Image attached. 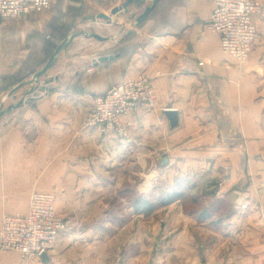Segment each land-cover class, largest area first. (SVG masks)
<instances>
[{
  "label": "crops",
  "instance_id": "obj_1",
  "mask_svg": "<svg viewBox=\"0 0 264 264\" xmlns=\"http://www.w3.org/2000/svg\"><path fill=\"white\" fill-rule=\"evenodd\" d=\"M258 1V35L245 65L221 50L209 0H160L129 34L149 1L111 24L96 16L125 0H52L46 19L0 18L4 79L20 70L51 23H89L111 38L94 44L77 37L59 55L50 90L27 96L0 119V227L3 216L28 212L33 192L53 194L59 214L83 223L59 235L47 263L0 251V264H264V0ZM105 55L118 56L94 64ZM139 76L152 82L153 110L125 117L123 136L86 125L92 97ZM21 99L17 93L3 105L0 96V109ZM166 110L177 113L175 127ZM179 181L191 187L188 202L197 208L178 201L136 211L138 199L157 203Z\"/></svg>",
  "mask_w": 264,
  "mask_h": 264
},
{
  "label": "built area",
  "instance_id": "obj_2",
  "mask_svg": "<svg viewBox=\"0 0 264 264\" xmlns=\"http://www.w3.org/2000/svg\"><path fill=\"white\" fill-rule=\"evenodd\" d=\"M209 1L212 4L210 29L217 34L221 50L238 64L245 65L257 39L254 17L262 11L261 4L258 0ZM50 8L51 0H0V18L9 20L44 14ZM155 101V91L148 77L124 80L103 95L92 97L86 125L97 127L103 133L123 136V119L153 110ZM54 202L53 194L33 192L26 214L3 216L0 251H14L24 261L54 251L59 235L77 226L56 212Z\"/></svg>",
  "mask_w": 264,
  "mask_h": 264
},
{
  "label": "rangeland",
  "instance_id": "obj_3",
  "mask_svg": "<svg viewBox=\"0 0 264 264\" xmlns=\"http://www.w3.org/2000/svg\"><path fill=\"white\" fill-rule=\"evenodd\" d=\"M51 13H52V0H51V8H50V10H48L44 14H37V15L32 14L31 16H35L38 19L43 20V19L48 18L51 15ZM88 25H89V23H83L82 22L80 24V26L78 27L77 23H74V22H72V23H59L58 28H55V22H54V23H51L48 27L44 28V34L42 36L43 38L40 40V43H39V45H40L39 47L40 48L38 46L37 47L36 46H32L31 48H29L30 50H29V55L27 56V60L25 62H22V63L18 64L20 66V70L17 71L14 75L8 77L7 79H4L3 77H0V96H2V102L4 104H6V101H4L5 99H7V98H5L6 95H8L10 93V89H12L19 81H21V80L29 81L30 79H32V77L37 72H39L44 67V65L49 61L51 56L54 54L56 48L62 43L61 41H62V39L65 36L68 37V36L71 35V33L79 32V31L95 32V33H97L99 35L102 33V30H101L100 26L94 25L93 27H94L95 30L91 29L92 30L91 31L90 27ZM73 26H75V27H73ZM55 29H56V31H55ZM157 31H160V25L158 27L156 26V29L153 31V35L156 34ZM55 34H56V37H55ZM53 39L54 40L56 39V41H57L56 44L53 41ZM87 41L88 42L91 41V43H94V44L98 43V41L93 39V38H89V40H87ZM57 44H59V45H57ZM96 51H98V50H96ZM81 52L82 53H81L80 56L85 57V54H84L85 52L83 50ZM52 69L49 70L48 75L46 77H43V78L40 79L41 82H40V85H39V89L37 91L38 93L47 92V91H44L42 89V87L47 86V85L44 84L45 80L53 79V77L51 75ZM53 82L54 81H52L50 84L52 85ZM50 84H48V87H50ZM29 88H30V86H28V88L24 89L22 92L19 90V91H17L15 93V95L17 93L23 95L24 93H26L28 91ZM17 103H15V104H17ZM7 104L10 105L9 102H7ZM41 193H44V192H41ZM182 202H183L184 205H189L190 204L187 199L186 200H182ZM190 205L193 206L192 204H190ZM54 207H55V202H54ZM193 207H196V206H193ZM190 209H192V207ZM55 210H56V208H55ZM59 215L61 217H63L64 219H68L70 221L72 220V221H74L76 223L77 226L71 228L70 231L71 230L79 231L82 228V226H83L82 221H79V220L73 219V218H69V217H65V216H63L61 214H59ZM55 248H56V245H55Z\"/></svg>",
  "mask_w": 264,
  "mask_h": 264
},
{
  "label": "water",
  "instance_id": "obj_4",
  "mask_svg": "<svg viewBox=\"0 0 264 264\" xmlns=\"http://www.w3.org/2000/svg\"><path fill=\"white\" fill-rule=\"evenodd\" d=\"M147 1H149L150 4L147 5L144 8L143 13H141L135 19L134 23L131 25V27L127 31V34H129L130 32H132L135 28H137L140 24H142L150 16V14L155 9V7L158 5L160 0H125V2L122 5L114 7L110 11V13H108V14H104V13L98 14L96 16V19L105 21L107 24H111L113 22V18L115 16H117L119 13L128 11L129 8L132 7L133 5H143ZM79 36H85V37H88V38H93V39H95V40H97L99 42H106V41L111 40L110 37H105V36L99 35V34H97L95 32L79 31V32L71 33V35L68 36L65 40H63L62 43L56 48L54 54L51 56L49 61L44 65V67L39 72H37L32 77V79H30L29 81H25V82L21 83L16 88H14L12 91H10V93L8 95H6L5 98L11 97L17 91H19L21 88H23L25 86H30L28 91L22 95V99L17 104H11V105H9L6 108H3V106L1 107V109H0V119L3 116H5L7 113H9L10 111L16 110V109H19L20 107H22L23 104L26 102V97L27 96H31V95L35 94L38 91L39 85H40V82H41L40 79L43 78V77H46L48 75L49 70H51L55 66L59 55L63 51H66L70 47V45L73 43V41ZM117 56L118 55L101 56V57H99V58L94 60V64L97 65L98 63H102V62L113 60ZM52 81H53V79L45 80L44 84L47 85V86L42 87V89L44 91H49L50 88L48 87V84H50ZM166 113H167V116H168V118H169V120L171 122V125L173 127H175L177 125V123H178L177 113L174 112V111H166ZM41 259L43 260V262L47 263L49 261L48 254L47 253L42 254L41 255Z\"/></svg>",
  "mask_w": 264,
  "mask_h": 264
},
{
  "label": "trees",
  "instance_id": "obj_5",
  "mask_svg": "<svg viewBox=\"0 0 264 264\" xmlns=\"http://www.w3.org/2000/svg\"><path fill=\"white\" fill-rule=\"evenodd\" d=\"M156 7H155V9H156ZM145 21L142 24H140L138 26V28L142 27V25L145 23ZM66 38H67V36H65L62 39V41L65 40ZM23 82H25V81H22V82L20 81V83H18V85H20ZM18 85H16L12 89H10V91H12ZM190 189H191V187L188 185V183L186 181H179L177 183V186L175 187V189L171 193H169L167 196L160 198L157 203H153V202H150V201L142 199V198L138 199L136 202V205H135L136 211L141 212V213H149L158 207L167 206V205L172 204V203L177 202V201H182V200H186V199L192 201L193 199L189 197Z\"/></svg>",
  "mask_w": 264,
  "mask_h": 264
}]
</instances>
